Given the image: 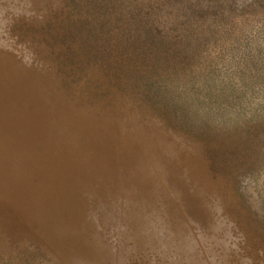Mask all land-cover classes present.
I'll return each instance as SVG.
<instances>
[{
    "label": "rangeland",
    "instance_id": "obj_1",
    "mask_svg": "<svg viewBox=\"0 0 264 264\" xmlns=\"http://www.w3.org/2000/svg\"><path fill=\"white\" fill-rule=\"evenodd\" d=\"M55 9L0 0V264H264L202 145L96 50L79 71L53 58Z\"/></svg>",
    "mask_w": 264,
    "mask_h": 264
},
{
    "label": "trees",
    "instance_id": "obj_2",
    "mask_svg": "<svg viewBox=\"0 0 264 264\" xmlns=\"http://www.w3.org/2000/svg\"><path fill=\"white\" fill-rule=\"evenodd\" d=\"M53 2L46 24L60 30L51 34L59 45L45 49L76 71L96 50L117 86L202 145L212 175L238 198L235 220L264 255V0Z\"/></svg>",
    "mask_w": 264,
    "mask_h": 264
}]
</instances>
